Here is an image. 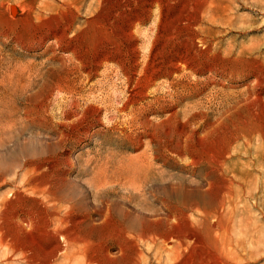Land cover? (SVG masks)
I'll list each match as a JSON object with an SVG mask.
<instances>
[{"label": "rangeland", "instance_id": "obj_1", "mask_svg": "<svg viewBox=\"0 0 264 264\" xmlns=\"http://www.w3.org/2000/svg\"><path fill=\"white\" fill-rule=\"evenodd\" d=\"M115 262L264 264V0H0V264Z\"/></svg>", "mask_w": 264, "mask_h": 264}, {"label": "bare ground", "instance_id": "obj_2", "mask_svg": "<svg viewBox=\"0 0 264 264\" xmlns=\"http://www.w3.org/2000/svg\"><path fill=\"white\" fill-rule=\"evenodd\" d=\"M69 26H70V25H69ZM240 133H241V132H240ZM233 135H234V134H233ZM215 138H216V137H215ZM214 143H215V142H214ZM234 143H235V142H234ZM212 144H213V143H212ZM222 147H223V146H222ZM212 148H213V147H212ZM253 148H254V147H253ZM209 150H210V149H209ZM216 152H217V149H216ZM216 152H215V153H216ZM221 152H222V151H221ZM212 156H213V155H212ZM241 157H242V156H241ZM225 158H226V157H225ZM214 159H215V158H214ZM226 159H227V158H226ZM219 163H220V162H219ZM206 164H207V163H206ZM218 169H219V168H218ZM216 170H217V169H215V171H216ZM213 171H214V170H213ZM219 171H220V169H219ZM219 171H216V173L219 172ZM222 171H223V170H222ZM211 172H212V171H211ZM223 172H224V171H223ZM220 173H221V172H220ZM210 174H212V173H210ZM214 175H215V173H214ZM216 175H217V174H216ZM207 176H208V175H207ZM226 177H227V176H226V174H225V178H226ZM262 177H263V176H262ZM214 178H216V176H215ZM222 178H223V177H222ZM212 182H213V181H212ZM214 183L216 184V182H214ZM211 184H213V183H211ZM215 184H214V185H215ZM218 185H219V184H218ZM261 186H262V185H261ZM215 187H218L217 184H216ZM221 187H222V186H221ZM223 187H224V186H223ZM225 187H226V186H225ZM213 188H214V187H213ZM226 188H227V187H226ZM216 189H217V188H216ZM219 189H220V187H219ZM207 190H208V189H207ZM221 190H222V189H221ZM221 192H222V191H221ZM222 193H224V192H222ZM223 195H224V194H223ZM166 202H167V201H166ZM261 202H262V201H261ZM162 204H164V203H162ZM166 204H168V203H166ZM231 205H232V204H231ZM164 206H165V205H164ZM170 206H171V205H170ZM172 206H173V204H172ZM261 206H262V205H261ZM169 208H171V207H169ZM109 210H110V209H109ZM167 210H168V209H167ZM170 210H171V209H170ZM177 210H178V209H177ZM183 210H184V209H183ZM168 211H169V210H168ZM171 211H172V210H171ZM231 211H233V209H231ZM231 211H230V212H231ZM174 212H175V211H174ZM178 212H179V211H178ZM181 212H182V211H181ZM48 213H49V212H48ZM109 213H111V212H109ZM169 213H170V212H169ZM253 213H254V212H253ZM176 214H177V213H176ZM184 214H185V213H184ZM108 215H109V214H108ZM111 215H112V214H111ZM153 215H154V214H153ZM170 215H171V214H170ZM211 215H213V214H211ZM235 215H236V214H235ZM250 215H251V214H250ZM71 216H72V215H70V219L74 218V217H71ZM184 216H185V215H184ZM41 217H42V216H41ZM45 217H46V216H45ZM56 217H57V216H56ZM175 217L177 218V216H175ZM49 218H50V217H49ZM49 218H48V220H49ZM51 218H52V217H51ZM109 218H111V217H109ZM179 218H180V217H179ZM184 218H186V217H183V219H184ZM34 219H35V218H34ZM44 219H45V218H44ZM46 219H47V218H46ZM46 219H45V221H46ZM164 219H165V218H164ZM166 219H167V218H166ZM42 220H43V219H42ZM73 220H74V219H73ZM73 220H72V221H73ZM154 220H155V219H154ZM168 220H170V219H168ZM174 220H175V219H174ZM36 221H37V220H36ZM39 221H41V220H39ZM68 221H69V219H68ZM157 221H158V219H157ZM161 221H162V220H161ZM166 221H167V220H166ZM175 221H176V220H175ZM180 221H182V220H179V222H180ZM213 221H214V220H213ZM51 222H52V219H51ZM66 222H67V221H66ZM73 222H75V221H73ZM73 222H72V224H75V223H76V222H75V223H73ZM84 222H85V221H84ZM84 222H83V223H84ZM151 222H152V221H151ZM21 223H22V222H21ZM36 223H37V222H36ZM45 223H46V222H45ZM171 223H173V222H170V224H171ZM181 223H182V222H180L179 225H181ZM32 224H33V223H32ZM40 224H43V222L40 223ZM68 224H69V223H68ZM81 224H82V223H81ZM176 224H177V223H175V225H176ZM44 225H46V224H44ZM77 225H78V224H77ZM77 225H76V226H77ZM159 225H160V223H159ZM182 225H183V224H182ZM184 225H185V224H184ZM28 226H29V225H28ZM46 226H47V225H46ZM76 226H75V227H76ZM153 226H154V225H153ZM162 226H163V225H162ZM165 226L167 227V225H165ZM168 226H169V225H168ZM173 226H174V225H173ZM30 227H31V226H30ZM30 227H29V228H30ZM35 227H36V226H35ZM47 227H48V226H47ZM49 227H50V226H49ZM159 227H160V226H159ZM175 227H176V226H175ZM179 227L181 228V226H179ZM187 227H188V226H187ZM69 228H71V227H69ZM143 228H144V227H143ZM155 228H156V227H155ZM168 228H170V227H168ZM168 228H167V229H168ZM44 229L46 230V228H44ZM144 229H145V228H144ZM157 229H158V228H157ZM29 230H30V229H29ZM160 230H161V229H160ZM170 230H171V229H170ZM173 230H174V229H173ZM191 230H192V229H191ZM55 231H56V230H55ZM143 231L145 232V230H143ZM143 231H142V232H143ZM158 231H159V230H158ZM178 231H179V230H178ZM182 231H183V230H182ZM188 231H189V230H188ZM36 232H37V231H36ZM68 232H69V230H68ZM167 232H168V231H167ZM173 232H174V231H173ZM176 232H177V231H176ZM183 232H184V231H183ZM189 232H191V231H189ZM39 233H40V232H39ZM42 233H43V232H42ZM65 233H66V232H65ZM65 233H64V234H65ZM160 233H161V231H160ZM171 233H172V232H171ZM174 233H175V232H174ZM174 233H173V234H174ZM186 233H187V232H186ZM193 233H194V232H193ZM57 234H58V233H57ZM72 234H73V233H72ZM175 234H179V233L177 232V233H175ZM159 235H160V234H159ZM171 235H172V234H171ZM45 236H46V235H45ZM45 236H44V237H45ZM154 236H155V235H154ZM65 237H66V236H65ZM170 237H171V236H170ZM54 238H55V237H54ZM54 238H53V239H54ZM62 238H63V237H62ZM194 238H195V237H194ZM27 239H28V238H27ZM41 239H42V238H41ZM41 239H40V241H41ZM48 239H49V238H48ZM65 239H66V238H65ZM171 239H172V238H171ZM173 239H174V237H173ZM180 239H181V238H180ZM195 239H196V238H195ZM45 240H46V239H45ZM55 240H56V239H55ZM58 240H59V238H58ZM66 240H67V239H66ZM116 240H118V239H116ZM137 240H138V239H137ZM176 240H177V239H176ZM178 240H179V239H178ZM184 240L187 241L186 244H187V243H190V244H191V243H192V240H194V239H193V237H192L191 234H188V236H186ZM67 241H68V240H67ZM172 241H173V240H172ZM180 241H181V240H180ZM196 241H197V240H196ZM33 242H34V241H33ZM46 242H47V240H46ZM55 242H56V241H55ZM55 242H54V243H55ZM57 242H59V241H57ZM70 242H71V241H70ZM70 242H69V243H70ZM118 242H119V241H118ZM173 242H175V240H174ZM182 242H183V241H182ZM9 243H10V242H9ZM28 243H29V241H28ZM54 243H53V244H54ZM69 243H68V244H69ZM71 243H72V242H71ZM179 243H180V242H179ZM193 243H194V242H193ZM195 243H196V242H195ZM39 244H40V243H39ZM45 244H47V243H45ZM58 244H59V243H58ZM58 244H57V245H58ZM173 244L175 245V243H173ZM173 244H172V245H173ZM183 244H184V243H183ZM34 245H35V243H34ZM48 245H49V244H48ZM48 245H47V246H48ZM54 245H55V244H54ZM59 245H60V244H59ZM59 245H58V246H59ZM66 245H67V244H66ZM192 245H193V244H192ZM194 245H195V244H194ZM28 246H29V245H28ZM37 246H38V245H37ZM61 246H62V245H61ZM64 246H65V245H64ZM69 246H70V245H69ZM144 246H145V245H144ZM168 246H169V245H168ZM187 246H188V244H187ZM45 247H46V246H45ZM53 247L55 248L56 245L53 246ZM39 248H40V247H39ZM39 248L37 249L38 251H39ZM60 248H61V247H60ZM65 248H66V247H65ZM65 248H64V249H65ZM67 248H68V247H67ZM67 248H66V251H67ZM123 248H125V247H123ZM137 248H138V247H137ZM170 248H171V247H170ZM172 248H173V247H172ZM189 248H190V247H189ZM191 248H192V247H191ZM44 249H45V248H44ZM44 249H43V250H44ZM52 249H53V248H52ZM29 250H30V249H29ZM56 250H57V249H56ZM61 250H62V249H61ZM31 251H32V250H31ZM40 251L42 252V250H40ZM46 251H47V250H46ZM122 251H123V249L121 250V252H122ZM124 251H125V250H124ZM185 251H186V249H185ZM215 251H216V250H215ZM18 252H19V251H18ZM22 252H23V251H22ZM41 252H39V253L42 254ZM43 252H44V251H43ZM47 252L49 253L50 251H47ZM58 252H59V251H58ZM70 252H71V251H69V253H70ZM141 252H142V251H141ZM25 253H26V251H25ZM32 253H33V252H32ZM63 253H64V252H63ZM67 253H68V252H67ZM97 253H98V252H97ZM43 254H44V253H43ZM43 254H42V255H43ZM126 254H127V253H125V255H126ZM184 254H185V253H184ZM188 254H189V253H188ZM31 255H33V254H31ZM48 255H50V254H48ZM53 255H54V253H53ZM55 255H56V257H59V256H57V255H59V254H57V253H56ZM123 255H124V254H123ZM185 255H186V254H185ZM46 256H47V255H46ZM106 256H107V255H106ZM131 256H132V255H131ZM135 256H136V255H135ZM189 256H190V255H189ZM189 256H188V257H189ZM43 257L45 258V256H43ZM91 257H92V256H91ZM107 257H108V256H107ZM107 257H106V258H107ZM39 258H40V257H39ZM46 258H47V257H46ZM54 258H55V256H54ZM54 258H53V259H54ZM93 258H94V256H93ZM124 258H125V257H124ZM164 258H165V257H164ZM29 259H30V257H29ZM41 259H42V258H41ZM42 260H43V259H42ZM48 260H50V259H48ZM48 260H47V261H48ZM135 260H136V259H135ZM45 261H46V260H45ZM47 261H46V263H47ZM111 262H112V261H111ZM131 262H132V261H131ZM136 262H137V261H136ZM32 263H34V261H33ZM39 263H40V262H39ZM41 263H42V262H41ZM48 263H51V262H48ZM133 263H134V262H133ZM36 264H37V263H36ZM110 264H111V263H110ZM115 264H119V263H116V262H115ZM123 264H124V263H123ZM185 264H186V263H185Z\"/></svg>", "mask_w": 264, "mask_h": 264}]
</instances>
